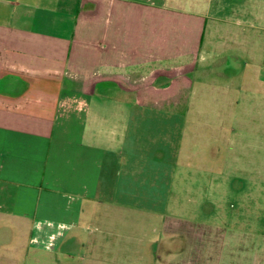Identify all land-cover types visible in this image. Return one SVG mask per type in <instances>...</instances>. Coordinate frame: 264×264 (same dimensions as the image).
I'll use <instances>...</instances> for the list:
<instances>
[{"label": "crops", "instance_id": "crops-1", "mask_svg": "<svg viewBox=\"0 0 264 264\" xmlns=\"http://www.w3.org/2000/svg\"><path fill=\"white\" fill-rule=\"evenodd\" d=\"M215 75L264 83V0H0V264H100L92 227L166 192L183 129L164 111ZM204 242L174 264L264 258V237Z\"/></svg>", "mask_w": 264, "mask_h": 264}, {"label": "rangeland", "instance_id": "rangeland-1", "mask_svg": "<svg viewBox=\"0 0 264 264\" xmlns=\"http://www.w3.org/2000/svg\"><path fill=\"white\" fill-rule=\"evenodd\" d=\"M247 77L241 76L240 84L218 75L223 82L195 83L181 99L185 112L164 111L166 124L176 119L183 129L178 162H168L175 148L161 149L166 160L160 165L171 172L168 189L135 192L127 202L123 197L111 225L92 227L100 264H157V241L163 237L183 241L182 253L173 242L167 249L160 246L158 264H174L194 249L215 254L221 244L207 246L209 234L225 237L231 250L241 245L243 251H254V243L264 237V83ZM260 261L264 264V258Z\"/></svg>", "mask_w": 264, "mask_h": 264}]
</instances>
